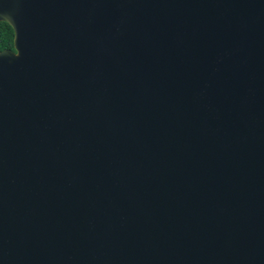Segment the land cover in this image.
<instances>
[{
	"label": "water",
	"instance_id": "water-1",
	"mask_svg": "<svg viewBox=\"0 0 264 264\" xmlns=\"http://www.w3.org/2000/svg\"><path fill=\"white\" fill-rule=\"evenodd\" d=\"M0 264H264V0H0Z\"/></svg>",
	"mask_w": 264,
	"mask_h": 264
},
{
	"label": "trees",
	"instance_id": "trees-1",
	"mask_svg": "<svg viewBox=\"0 0 264 264\" xmlns=\"http://www.w3.org/2000/svg\"><path fill=\"white\" fill-rule=\"evenodd\" d=\"M14 30L7 22H0V51L13 49Z\"/></svg>",
	"mask_w": 264,
	"mask_h": 264
}]
</instances>
